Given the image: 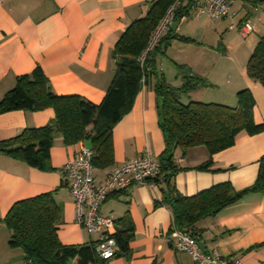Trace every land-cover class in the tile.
Instances as JSON below:
<instances>
[{
	"label": "crops",
	"instance_id": "0c3cea01",
	"mask_svg": "<svg viewBox=\"0 0 264 264\" xmlns=\"http://www.w3.org/2000/svg\"><path fill=\"white\" fill-rule=\"evenodd\" d=\"M152 1L0 0V99L18 76L39 66L55 94L80 95L99 104L115 72L112 49L116 41L128 25L146 14ZM231 12L233 16L218 20L203 15L213 22L211 29H204L192 12L181 18L186 11L182 12L161 34L166 40L155 57L156 75L180 86L177 67L183 65L209 81L184 100L234 106L236 93L247 88L254 99L253 120L264 124V86L246 73L253 48L264 35V2L233 0ZM255 13H259L258 20ZM245 19H250L255 29L242 39L230 25ZM234 34L244 45L236 44ZM155 78L152 76L151 82ZM156 103L152 87L142 85L131 110L112 129V163L93 167L95 185L120 163L146 153L157 159L162 153L164 140ZM54 116L51 107L2 112L0 141L25 128L43 126ZM82 145H86L82 140L66 144L62 135L55 133L50 169L44 171L0 152V264H24L21 249L9 246L10 232L3 222L6 213L15 202L46 192L53 193L59 207L56 227L62 244L97 241V233H88L75 222V206L64 185L63 165ZM179 152L176 161L187 169L178 171L173 181L181 195L190 197L225 182L241 191L256 179L258 160L264 154V130L239 132L232 146L212 155L211 170L196 169L209 159L205 146L190 147L183 157ZM163 187V182L152 186L132 183L101 202V213L114 218L112 232L121 227L124 217L132 224L129 254L114 256L105 264H192L188 254L175 251L166 240L175 222L172 205L163 198ZM190 228L203 251L217 248L228 259L264 264V192L246 193L215 214L196 219Z\"/></svg>",
	"mask_w": 264,
	"mask_h": 264
},
{
	"label": "trees",
	"instance_id": "16d2710c",
	"mask_svg": "<svg viewBox=\"0 0 264 264\" xmlns=\"http://www.w3.org/2000/svg\"><path fill=\"white\" fill-rule=\"evenodd\" d=\"M174 1L153 0L146 14L134 20L120 35L112 49L115 72L99 104L80 95L55 94L39 66L30 73L18 76L15 85L0 99V113L51 107L55 116L43 126L25 128L16 136L0 141V152L38 170H48L53 138L55 133H60L64 143L70 145L82 140L93 150V167L108 166L113 161L114 125L131 110L141 86H151L157 99L158 125L164 149L157 158L159 169L149 181L164 183L163 198L172 205L175 227L194 235L190 226L196 219L215 214L246 193L264 192V154L258 160L257 176L251 186L235 191L225 182L186 197L177 191L173 181L178 171L187 169L177 163V150L183 157L190 147L205 146L209 159L196 169L211 170L214 153L232 146L239 132L255 134L264 130V124H256L253 120L254 99L247 88L236 93L234 106L184 100L189 92L210 83L183 65L177 67L182 81L180 86L172 85L162 74L157 76L155 57L161 52L160 44L166 40L162 35L140 60L159 21ZM184 11L185 7H179L174 20ZM246 73L264 86V35L253 48ZM152 76H156L154 82H151ZM58 214L59 207L52 192L19 200L10 207L3 222L10 232L9 246L21 249L23 263L105 264L108 259L99 257L95 242L65 245L59 241L56 227ZM121 222V227L111 234L117 246L114 256L129 254L132 224L126 217Z\"/></svg>",
	"mask_w": 264,
	"mask_h": 264
},
{
	"label": "built area",
	"instance_id": "2783aa9c",
	"mask_svg": "<svg viewBox=\"0 0 264 264\" xmlns=\"http://www.w3.org/2000/svg\"><path fill=\"white\" fill-rule=\"evenodd\" d=\"M232 2L233 0H175L159 21L148 46L141 53L140 60H143L145 53L153 46L162 32L173 23L175 11L179 7L186 9V13L181 18H186L192 12L196 19L207 15L211 20H218L233 16ZM230 27L236 28L242 39L247 38L255 29L254 23L250 19H245L238 25L231 24ZM93 155L92 149L82 145L64 163L63 173L75 206V222L84 231L98 234V239L95 242L96 252L99 257L110 259L114 257L117 250L115 240L111 237L115 221L112 216L101 213V202L110 193L124 189L132 183L152 186L153 182H150L149 179L157 173L159 162L146 153L114 166L106 178L95 185ZM165 237L175 251L188 254L192 264H243L241 259L223 257L217 248L203 251L199 247L196 237L188 230L173 227L169 235H165Z\"/></svg>",
	"mask_w": 264,
	"mask_h": 264
},
{
	"label": "rangeland",
	"instance_id": "374dc122",
	"mask_svg": "<svg viewBox=\"0 0 264 264\" xmlns=\"http://www.w3.org/2000/svg\"><path fill=\"white\" fill-rule=\"evenodd\" d=\"M258 16H259V13H255L253 15V17L255 18V20H258ZM201 26H203L204 29H211L212 26H213V22L211 20H209L208 18L206 17H200V19L197 21ZM193 26H194V22H193ZM194 28V27H193ZM205 40L207 42H209L208 40V36H207V39L205 38ZM234 41L236 42L237 45L239 46H242L244 45V43L242 42V40L240 38L237 37V35L234 34Z\"/></svg>",
	"mask_w": 264,
	"mask_h": 264
}]
</instances>
